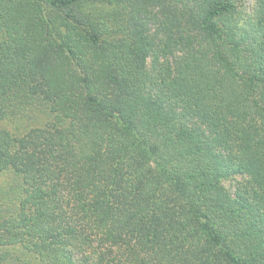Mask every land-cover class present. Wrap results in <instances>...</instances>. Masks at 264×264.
Instances as JSON below:
<instances>
[{
    "label": "trees",
    "instance_id": "1",
    "mask_svg": "<svg viewBox=\"0 0 264 264\" xmlns=\"http://www.w3.org/2000/svg\"><path fill=\"white\" fill-rule=\"evenodd\" d=\"M0 264H264V0H0Z\"/></svg>",
    "mask_w": 264,
    "mask_h": 264
}]
</instances>
